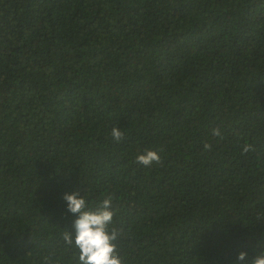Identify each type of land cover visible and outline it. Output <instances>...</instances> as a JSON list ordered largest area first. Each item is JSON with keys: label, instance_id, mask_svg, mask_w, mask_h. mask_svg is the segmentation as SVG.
Here are the masks:
<instances>
[{"label": "trees", "instance_id": "obj_1", "mask_svg": "<svg viewBox=\"0 0 264 264\" xmlns=\"http://www.w3.org/2000/svg\"><path fill=\"white\" fill-rule=\"evenodd\" d=\"M75 191L123 264L264 252V0H0V264H78Z\"/></svg>", "mask_w": 264, "mask_h": 264}, {"label": "clouds", "instance_id": "obj_2", "mask_svg": "<svg viewBox=\"0 0 264 264\" xmlns=\"http://www.w3.org/2000/svg\"><path fill=\"white\" fill-rule=\"evenodd\" d=\"M213 137H220L219 128L213 129ZM111 136L116 142L124 139V133L118 127L111 129ZM212 144L205 143L204 149L211 150ZM252 149L250 144L243 146V152ZM161 157L157 151L146 150L144 154L137 156V162L145 167L153 162L160 163ZM68 211L77 215L73 224V231L65 230L62 238L67 246L78 249V264H123L118 250V241L123 234L122 228L114 225L115 211L112 209V196L105 197L94 208L89 207L88 202L78 191L65 194ZM246 252H241L238 261H246ZM43 264H54L50 256H45ZM250 264H264V252L255 255Z\"/></svg>", "mask_w": 264, "mask_h": 264}]
</instances>
